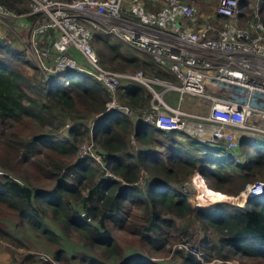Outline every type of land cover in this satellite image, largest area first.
<instances>
[{
    "label": "trees",
    "instance_id": "obj_1",
    "mask_svg": "<svg viewBox=\"0 0 264 264\" xmlns=\"http://www.w3.org/2000/svg\"><path fill=\"white\" fill-rule=\"evenodd\" d=\"M257 3L264 23V0ZM28 4L0 0L15 13L26 12ZM251 18L247 9L241 23ZM112 38L96 33L91 42L104 68L173 81L149 55L126 54L125 44ZM24 57L0 36V237L26 236L58 264H203L183 250L169 261L155 260L190 232L201 234L198 249L206 262L264 260V195L243 206L198 208L186 192L196 172L214 191L231 196L264 180V138L240 137L244 153L236 158L240 152L144 122L152 95L138 83L122 81L115 93L130 115L107 111L111 95L93 77L72 70L63 79L64 72L46 79L35 68L30 75ZM88 141L98 159L79 157Z\"/></svg>",
    "mask_w": 264,
    "mask_h": 264
},
{
    "label": "built area",
    "instance_id": "obj_2",
    "mask_svg": "<svg viewBox=\"0 0 264 264\" xmlns=\"http://www.w3.org/2000/svg\"><path fill=\"white\" fill-rule=\"evenodd\" d=\"M28 10L15 13L0 5V19L14 21L15 31L40 62L43 77L78 70L99 81L110 93L107 111L127 115L115 93L122 81L144 86L152 95L149 112L142 120L164 131L182 130L211 146L236 153L240 137L264 138V23L259 7L241 0H218L215 16L219 25L207 23L198 29L184 25L194 19L197 8L182 0H160L148 9L146 1L157 0H28ZM246 9L251 19L241 23ZM10 26V24H9ZM96 33L113 36L128 47L149 55L155 64L175 76L177 84L145 74L142 70L118 72L104 68L91 42ZM46 44V45H45ZM74 52L84 61L78 63ZM162 87L159 91L157 88ZM175 91L183 103L188 96L206 106V116L190 124L179 106L162 97ZM241 132L240 134H236ZM132 142H135L132 139ZM92 156L93 142L83 143L79 157ZM264 195V180L246 184L240 193L244 202ZM236 197V198H238ZM179 248L202 260V252L188 243ZM42 260L54 262L48 255Z\"/></svg>",
    "mask_w": 264,
    "mask_h": 264
},
{
    "label": "rangeland",
    "instance_id": "obj_3",
    "mask_svg": "<svg viewBox=\"0 0 264 264\" xmlns=\"http://www.w3.org/2000/svg\"><path fill=\"white\" fill-rule=\"evenodd\" d=\"M189 1L193 2L197 6V9L199 11L197 19H199L201 22H204L205 20H207L208 16L210 14H212L213 12H215V8H216V5L218 3V0H189ZM128 2H129V0H125V4H127ZM250 4H252L255 8L258 3H257V0H251ZM146 6L148 9H155V8L160 7L161 3H160V0H157V1H154V5H153L150 2L146 1ZM3 21H4L3 19L2 20L0 19V36H2V38L6 42H8L9 44L12 45L13 43L8 41V39L10 37L12 39H14L15 42H17L18 37L20 38L21 36L22 37L24 36L23 32H17V31H15V29H16L15 27L9 26V24L13 26V24H14L13 20H11V19L6 20L8 22V26L3 25V23H2ZM8 27H10V29L12 31ZM112 40L116 41L117 39L112 38ZM121 46H122L123 52H125L126 54H129V55H135V56H140V57L143 56L144 57V55L146 54L144 52L132 49V48L125 46L123 44ZM17 49H19V48H17ZM19 50H21L25 53L24 59L26 60V62L28 64V66H27V68H25V70L28 74L31 75L33 72H35L34 68L37 69L40 73H42V74L44 73L43 69L40 66L39 60L37 59L35 54H33L31 52V50L29 48H27V47H25V45H23V46H21V48ZM74 53H75L74 56L76 57V60L78 61V63L84 65L85 63L80 58V56L78 54H76V52H74ZM128 72H131V71H128ZM66 75H67V72L62 73V79L64 77H66ZM172 83L177 84V81L175 80V78H173ZM157 89L159 91H161L162 87L160 86ZM162 99L166 104H168L172 107H176V104L178 103L180 110L183 113H185L183 115V117L190 124L200 122L197 117L206 116L207 112H208V109L206 106L195 104L196 103L195 98H193L192 100H189L190 98L187 96L185 101L183 103H180L179 94L175 91H169L167 93H164ZM240 133L241 132H237L236 134H240ZM192 138H195V137H192ZM85 144H87V142H85ZM131 145L134 147L136 146L134 142H131ZM245 145L243 146L244 149L247 146V145L246 146ZM253 146L257 147V144L253 143ZM260 150H264V149H260ZM243 151L244 150H241V152L238 151V153L240 152V154L237 153L238 155H236L235 157L236 158L239 157L241 155V153H244ZM237 161L238 160H236V162ZM197 174L202 176L198 172L194 173L192 175V177H190V182L187 184V189H186V192L188 194V201L190 202L191 205L196 206L198 208H202V207L213 208L214 205L217 203L228 202L230 204L240 206L238 204L242 198V197H238V196H240V194L238 196H231L228 194H224V193L214 191V189L211 185V182L210 181H204L203 179H200V177ZM258 179H261V178H258ZM214 194H224V195H227V196L232 197L234 199H230L228 201L225 199L221 200V198H217V197L213 196ZM236 197H238V198H236ZM218 201H220V202H218ZM0 224L5 226L2 221H0ZM182 234L179 237V240H177L178 242H176V243L172 244V246H170V251L167 254L163 253L159 257L155 256V260H158L160 262L169 261L176 250H181L179 248L180 244L188 243L191 246H195L196 248L200 247L199 246V238H200L201 234H196L194 232H190L188 234V236L186 237L187 240L184 239L185 234L184 235H182ZM118 236L121 238H125L126 234L125 233H118ZM32 244H33V241L32 240L29 241V239L26 236H25L24 241H21V240L17 239L16 237H10V238L0 237V264H36L35 260L37 258L38 259L40 258V254H46L51 258V255L47 251L38 249L39 247L33 248ZM26 254H30L34 258L31 257V261L23 259L24 255H26ZM242 261L245 264H264L263 258H256V257H251V256H246L245 258L242 259ZM54 262L55 263H53V264H58L56 261H54ZM200 262L203 264L204 263L205 264L206 263L207 264H219L220 262H222V260L214 259L210 262H206L204 257H202V260ZM228 262L230 264H239V258L236 257V258H234ZM71 264H75V263L72 262ZM173 264H182V260H178L177 262H175Z\"/></svg>",
    "mask_w": 264,
    "mask_h": 264
},
{
    "label": "crops",
    "instance_id": "obj_4",
    "mask_svg": "<svg viewBox=\"0 0 264 264\" xmlns=\"http://www.w3.org/2000/svg\"><path fill=\"white\" fill-rule=\"evenodd\" d=\"M199 13L196 14V16L194 17L193 20L191 21H188L187 23H184V25L188 26L189 28L191 29H198L199 27L207 24V23H212L214 24V26H218L219 25V19H217V16H215V12H213L212 14H210L208 16V19L205 20L204 22H201L199 19H197V16H198ZM12 27V25H10ZM10 29V27H8ZM11 30V29H10ZM12 31V30H11ZM14 37V36H13ZM15 38V37H14ZM10 39V40H9ZM8 39V41L12 42L13 46L16 47V48H21V46L24 45V42L22 40V36L19 38L18 37V40L17 42H15L14 39H12L11 37ZM16 39V38H15ZM15 43H14V42ZM178 106V103L176 104V107ZM172 107V106H171Z\"/></svg>",
    "mask_w": 264,
    "mask_h": 264
},
{
    "label": "bare ground",
    "instance_id": "obj_5",
    "mask_svg": "<svg viewBox=\"0 0 264 264\" xmlns=\"http://www.w3.org/2000/svg\"><path fill=\"white\" fill-rule=\"evenodd\" d=\"M213 196H215V197H217V198H221V200H223V199H225V200H230V199H234V198H232V197H229V196H227V195H223V194H214ZM255 198V197H254ZM250 199H253V198H250ZM218 202H220V201H218ZM243 203H244V199H242L241 198V201H239V205H243Z\"/></svg>",
    "mask_w": 264,
    "mask_h": 264
},
{
    "label": "clouds",
    "instance_id": "obj_6",
    "mask_svg": "<svg viewBox=\"0 0 264 264\" xmlns=\"http://www.w3.org/2000/svg\"><path fill=\"white\" fill-rule=\"evenodd\" d=\"M245 204V202L243 203V205ZM243 205H240V206H243Z\"/></svg>",
    "mask_w": 264,
    "mask_h": 264
},
{
    "label": "water",
    "instance_id": "obj_7",
    "mask_svg": "<svg viewBox=\"0 0 264 264\" xmlns=\"http://www.w3.org/2000/svg\"><path fill=\"white\" fill-rule=\"evenodd\" d=\"M225 203H228V202H225Z\"/></svg>",
    "mask_w": 264,
    "mask_h": 264
}]
</instances>
